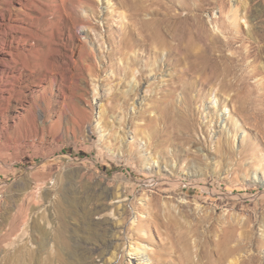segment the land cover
<instances>
[{
    "label": "rangeland",
    "instance_id": "rangeland-1",
    "mask_svg": "<svg viewBox=\"0 0 264 264\" xmlns=\"http://www.w3.org/2000/svg\"><path fill=\"white\" fill-rule=\"evenodd\" d=\"M120 1L0 0V264H98L101 188L126 200L105 264H264V0ZM142 25L192 29L224 81L183 75L178 37L151 74L153 46L117 54Z\"/></svg>",
    "mask_w": 264,
    "mask_h": 264
},
{
    "label": "bare ground",
    "instance_id": "bare-ground-1",
    "mask_svg": "<svg viewBox=\"0 0 264 264\" xmlns=\"http://www.w3.org/2000/svg\"><path fill=\"white\" fill-rule=\"evenodd\" d=\"M235 1H237V0H235ZM144 3H145L144 0H121L120 6L122 8L129 9V11L134 10L137 14H139L140 12L145 10ZM2 18H4V16L0 15L1 21H2ZM229 19L232 23L234 30H237V28L239 26V25H237V23L240 22L243 19V17L239 18L238 15L236 14V12L234 11L232 13V15L229 17ZM1 27H2V25L0 23V30H1ZM130 29L132 30L131 27H130ZM137 29H138V27H137ZM131 30L129 31V29H128L129 32L127 34L126 33L121 34V32H120L122 37L119 39V45H118L119 48L117 47L118 48L117 54H120V56L123 55V57H124V55H126V54H124V52H125L124 49H131L132 47L137 46L140 49L147 50L149 46L151 48L153 46V48H155L156 51H155V60L152 62L151 66H150V72H149L150 74L152 73V71H154L157 68L155 66V64L157 63V58L160 57L162 55V53H164V51H166V49L164 48V44L167 41V35H169L172 38L178 37L179 41L185 42L184 50L186 51V55L181 56V57L176 59L177 65L185 67V70L182 72L183 75H186V74L188 75V72H191V71L194 72L195 71V72H200L202 75H204L205 78H208L209 79L208 81H210L212 84H217L218 82L220 83V82L224 81V80H221V77H222V79H224L225 74H226L224 72V71H226L225 70V68H226L225 61L220 60V59H216L214 61L212 60L209 62L207 60V53L211 49L210 45H206V43L200 45V44H198L197 41L195 43V39H197V40H200V39L197 37L196 33L193 32L192 29H190V28L183 29L179 25H145V26L142 25V27L139 29V31L137 30L139 36L136 40L133 38L134 32H132ZM124 31L125 30H123V32ZM144 31H147V34H144L145 33ZM1 35H3L1 37H5L6 36L5 31ZM140 35H141V37H140ZM197 48L201 49V51L199 53H198L199 50H197ZM11 49H12L11 43H0V53L3 55L9 56L11 59V62H14V59L12 60V56H11V54H12ZM171 53H173V52H171ZM2 61H3L2 65H3L4 70L8 71L9 70V68H8L9 61L7 60L8 61L7 63L5 62L6 59H3ZM9 67H10V65H9ZM153 67L154 68L156 67V68L152 69ZM158 70H160V69H158ZM155 74H156V72L154 73V75ZM131 75L134 78V80H136L138 77H140V75L139 76L137 75L136 71H132ZM135 86H136V82L134 83V88H135ZM221 87L222 86H220L219 89ZM218 92L226 93L227 91L223 88V89L219 90ZM228 98H229V102L232 103V107H233V109H232L233 111H231V113H232L231 117L233 116V114L241 117L242 116L241 104L239 103L240 106L237 105L238 102L234 101L233 97L230 98L228 96ZM217 103H218V100H217L216 95H215L214 105H212L211 108H208L205 118H207V117L210 118V121L208 119L210 124L212 123V121L214 119H216V120L218 119V123H220L219 132L225 136L226 142H227V140L228 141L231 140L234 143L237 134L233 135V132L238 131V129H239L238 122L234 121L232 118L231 119L227 118V119H224L223 124H221L219 119L224 117V113H222L221 109H219V106H217ZM228 121H230L229 124L227 123ZM255 176H256V173H255ZM99 194H100L99 197H100L101 202L98 203V207L95 209V213L99 215V217H98L99 221H97V225L100 227L101 234L103 236H105V239H103V243L100 245V247H97V248L94 247L93 251H99L98 257L100 259L98 258V260L96 262H98V264H103V263L105 264L106 262H108L107 256H109V254L111 253L110 251L113 250L116 246H118V241H119V239L114 238L115 235H114V237L112 236L113 233L115 234V231L117 230V228H119V227H117V225L115 223H114L115 225L112 223L113 222L112 220L115 219L116 214L117 215L120 214L121 210L125 209L126 200L122 195H117L115 197L111 196L108 189L106 190L104 188L100 189ZM102 202L108 203L106 206H109L108 207L109 210L105 209L104 203H102ZM105 210L107 212H105ZM138 250H140L139 247H137V251ZM144 250H146V249H144ZM144 250H143V252H144ZM137 251L135 250L134 253H137ZM144 260L145 259H143V261ZM138 261H140V260H138Z\"/></svg>",
    "mask_w": 264,
    "mask_h": 264
}]
</instances>
